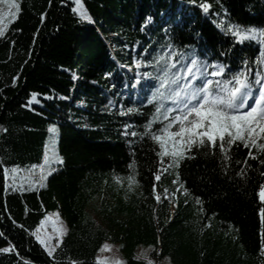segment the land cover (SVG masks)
<instances>
[{"label":"trees","instance_id":"obj_1","mask_svg":"<svg viewBox=\"0 0 264 264\" xmlns=\"http://www.w3.org/2000/svg\"><path fill=\"white\" fill-rule=\"evenodd\" d=\"M235 25L264 29V0H21L0 36V264H55L35 232L56 210L68 228L54 253L60 264H98L109 241L123 243L125 264H151L132 256L139 245L174 264H264V152L240 141L225 145L227 157L219 146L194 147V159L170 167L142 136L153 109L119 114L139 103L128 67L168 39L230 65L226 75L247 61L254 78L264 44L234 43L225 29ZM55 128L63 163L44 185L12 186L14 170L42 163Z\"/></svg>","mask_w":264,"mask_h":264},{"label":"snow or ice","instance_id":"obj_2","mask_svg":"<svg viewBox=\"0 0 264 264\" xmlns=\"http://www.w3.org/2000/svg\"><path fill=\"white\" fill-rule=\"evenodd\" d=\"M0 4L7 5L6 13L0 11V36H3L5 15L10 22H14L19 15L20 5L17 0H0ZM210 7L208 4L201 5L205 12ZM81 15L84 17L83 13ZM148 19L151 21L150 17ZM225 31L231 32L235 38L234 43L242 44L245 40L260 38L258 42L264 44V29H244L235 25ZM167 33L168 30L165 29V34ZM149 55L148 60L143 58ZM254 63V78L247 61L242 62L239 71L226 75V69L230 65L201 60L194 51H182L168 39L151 54L145 49L139 58L133 60V65L128 67L129 72L133 68L136 70L130 86L137 89L139 103L126 110L121 105L119 114L142 115L144 107L153 109L142 136H148L160 146V156L171 158L170 167L178 168L183 160L194 159V156L188 155L194 147L215 150L219 146L221 153L227 157L228 149L225 145L230 147L240 141L245 148L251 143L264 152V144L256 143L258 138L264 139V68L261 67L264 66V52ZM149 68L151 71H141ZM157 122L163 127L153 132L152 126ZM177 126L178 130L171 131ZM134 127L133 124L126 125L123 134L129 135L128 129ZM130 135L136 137L138 133L132 131ZM249 156L256 158L251 152ZM57 162L62 164L63 160ZM48 175H51V171ZM160 179L159 175L155 176L156 181ZM164 194L167 197V189ZM258 194L264 202V186ZM156 200L159 202L160 197L157 196ZM197 203H200L199 199ZM261 216L264 218V210L261 211ZM58 231L62 238L65 233ZM36 238L48 257L53 258L55 264H60L54 256L59 245H51L39 236ZM60 243H63L62 239ZM3 251L8 252L10 249L5 248Z\"/></svg>","mask_w":264,"mask_h":264},{"label":"rangeland","instance_id":"obj_3","mask_svg":"<svg viewBox=\"0 0 264 264\" xmlns=\"http://www.w3.org/2000/svg\"><path fill=\"white\" fill-rule=\"evenodd\" d=\"M17 2L21 3V0H17ZM0 11L7 12V5L0 4ZM16 20V19H15ZM14 20V21H15ZM10 22L8 17L5 15L4 19V27L5 31L9 28ZM4 31V32H5ZM252 102L250 101V104ZM57 130L55 128V136L54 143L48 144L45 150V157L41 164L37 165L38 168H31L23 171V174H20L15 170L11 173L10 184L12 186H16L21 189H33L37 184L44 185L47 178L48 173L53 169H56V166L53 164L58 163L57 161L61 159L58 151L56 149V139H57ZM38 177L36 180L35 178ZM46 177V179H45ZM171 196V195H170ZM170 196L167 195L164 198L170 200ZM175 205L171 204V214L174 211ZM109 213V211L107 210ZM67 225L64 219L61 217L60 212L58 210L49 212L43 219L41 225L37 228L35 235L39 236L41 239L48 241L51 245H59L60 240L67 233ZM63 231L65 234L60 237L59 231ZM107 245V248H105ZM57 248V247H56ZM123 243L122 242H114L109 241L106 242L99 253L97 254V263L98 264H125L127 257L124 255L123 251ZM160 249V248H159ZM157 248L154 245H139L134 251L132 256L139 260L150 261L151 264H174L169 256L156 258L152 256V253L155 252Z\"/></svg>","mask_w":264,"mask_h":264}]
</instances>
